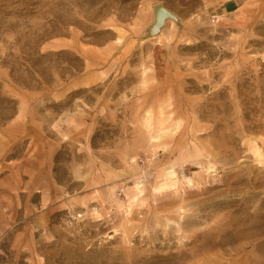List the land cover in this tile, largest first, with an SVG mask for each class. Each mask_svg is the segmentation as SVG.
<instances>
[{"label": "rangeland", "instance_id": "obj_1", "mask_svg": "<svg viewBox=\"0 0 264 264\" xmlns=\"http://www.w3.org/2000/svg\"><path fill=\"white\" fill-rule=\"evenodd\" d=\"M0 264H264V0H0Z\"/></svg>", "mask_w": 264, "mask_h": 264}, {"label": "water", "instance_id": "obj_2", "mask_svg": "<svg viewBox=\"0 0 264 264\" xmlns=\"http://www.w3.org/2000/svg\"><path fill=\"white\" fill-rule=\"evenodd\" d=\"M161 10V8H157V12H159ZM162 11V10H161ZM158 18H160V17H158Z\"/></svg>", "mask_w": 264, "mask_h": 264}]
</instances>
